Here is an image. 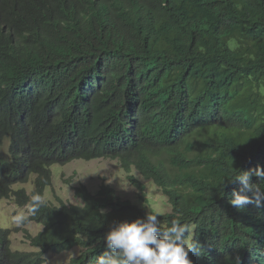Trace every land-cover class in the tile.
<instances>
[{"label": "trees", "instance_id": "obj_1", "mask_svg": "<svg viewBox=\"0 0 264 264\" xmlns=\"http://www.w3.org/2000/svg\"><path fill=\"white\" fill-rule=\"evenodd\" d=\"M23 6L3 22L25 33L29 45L17 50L0 35V62L40 68L44 102L55 112L44 134L29 139L42 141L69 123L89 141L90 153L81 157L117 156L126 171L152 181L171 205L158 217L164 225L173 219L197 225L202 248L189 253L193 264H264V206L234 208L236 182L225 178L264 168V0H25ZM44 156L31 151L27 159L40 164ZM52 163L38 166L41 185ZM77 196L82 202L28 217L23 223L43 225L26 235L38 251L10 254L5 245L7 264H40L46 252L75 246L80 253L68 264H95L113 222L146 214L143 193L125 199L102 183Z\"/></svg>", "mask_w": 264, "mask_h": 264}, {"label": "clouds", "instance_id": "obj_2", "mask_svg": "<svg viewBox=\"0 0 264 264\" xmlns=\"http://www.w3.org/2000/svg\"><path fill=\"white\" fill-rule=\"evenodd\" d=\"M24 2L25 0H0V35H3L5 40H10L11 44L21 51L29 45L28 38H25L26 34L17 32L14 27L5 24L3 19L15 17L22 12ZM40 72V68L27 65L10 67L0 62V207L8 206L7 215L9 219L14 218V223L17 224L11 228L10 220L9 227L0 226V264H7L9 260L4 254L5 245L10 254L19 251L12 247L13 233L21 232L30 244L26 235L35 236L43 229L42 223L35 220L23 223L28 217L35 215L46 206L47 209L54 211L60 209L63 204L80 203L82 200L77 194L95 193L101 184H104L101 182L97 188L93 189L79 183L70 185L72 200L66 201L58 197V200L54 202L45 198L47 190H52L54 183H57L59 179V175L57 179H53L52 165L60 164L62 167L59 169H61L68 162H75L72 161L75 159L89 161L102 157L120 161L117 156H100L90 159L81 157L82 154L90 153L85 144L89 141L83 140V137L69 123H64L58 131L46 135L42 141L29 139L31 136L43 135L49 118L55 114L53 105L44 102L47 86ZM31 144H44L47 148L45 150L31 149ZM31 151L49 155V157L38 158L40 164L54 161L50 166H45L49 172L47 184L40 183L44 180V176L38 170L40 164L27 159ZM129 172L140 175L134 170ZM132 176H134L133 173ZM253 176L259 179V183H252ZM225 178L236 182L229 199V203L234 208L243 211L249 204L257 208L264 206V187L260 184L264 182V168L258 165L254 169L232 173ZM144 180L156 187L162 204L168 209L163 212L157 211L151 206L152 200L143 193L146 199V203L143 204L146 209L145 216L137 217L132 221L113 222L104 236L106 250L98 256L95 264H193L189 253L201 254V243L195 238L197 225L181 222L180 219H173L168 225H164L158 217L170 211L171 205L166 202V197L152 181ZM29 223L40 224V230L34 235L30 234L27 230ZM33 248L35 249L33 251L20 252L38 251V248ZM74 250H78L77 255H79L78 246L60 253L46 252L40 264L45 263V258L49 254L59 255Z\"/></svg>", "mask_w": 264, "mask_h": 264}, {"label": "rangeland", "instance_id": "obj_3", "mask_svg": "<svg viewBox=\"0 0 264 264\" xmlns=\"http://www.w3.org/2000/svg\"><path fill=\"white\" fill-rule=\"evenodd\" d=\"M73 163L68 162L63 168L60 164H54L51 166L52 177L59 179L52 190H47L45 198L56 202L59 198L69 201L72 200V190L70 185L84 184L89 188H97L101 182L111 185L114 190L119 193L125 199L135 200L139 197L140 193H145L146 197L152 200V207L157 211L163 212L168 209L167 206L162 204L158 191L155 186L145 181L140 175L132 172L134 177L140 179L145 184V190H140L136 184L132 181V173L125 171L117 159L110 157H102L89 161L75 159ZM2 203V199H1ZM8 206L4 208L0 207V226L9 227L8 223L11 220L10 227L14 226V218L8 217ZM18 214H16L17 216ZM17 225V224H16ZM41 228L40 224L29 223L27 230L30 234H36ZM12 247L19 251H33L35 250L24 239L21 232H15L11 235ZM78 254V250L70 251L67 253L54 255L49 254L45 258L44 264H66L69 262V258Z\"/></svg>", "mask_w": 264, "mask_h": 264}]
</instances>
